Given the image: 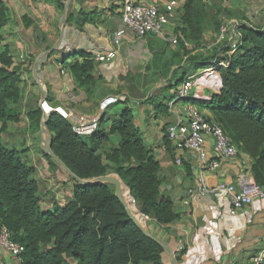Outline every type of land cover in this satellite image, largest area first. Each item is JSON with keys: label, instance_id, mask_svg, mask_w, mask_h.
Masks as SVG:
<instances>
[{"label": "trees", "instance_id": "obj_1", "mask_svg": "<svg viewBox=\"0 0 264 264\" xmlns=\"http://www.w3.org/2000/svg\"><path fill=\"white\" fill-rule=\"evenodd\" d=\"M222 7L210 10L204 0H186L177 8L181 23L175 34L185 41L178 43L184 53L199 52L193 62L194 72L216 67L222 79V90L210 101H197L192 96L183 104H193L202 113L209 109L215 121L251 160L248 170L256 184L264 190V29L253 27L244 20L237 29L240 44L235 53L228 38L206 46L205 41L219 39L221 28L230 20ZM10 19V11L0 0V221L13 234L16 242L26 248L23 264H165V249L146 236L128 215L123 203L115 195V187L100 184L85 187L73 179V199L64 207L42 209L39 183L32 179L36 168L29 166L22 153L8 149L3 136L11 125L27 118L26 131L40 132L43 110L34 107L25 115L21 110V67L14 66L10 48L5 43L3 28ZM232 20V19H231ZM211 32L214 38L207 39ZM186 43L192 45L190 50ZM190 47V46H189ZM206 52V56L201 54ZM83 64L71 67V74L79 88L92 94V87L100 83L94 60L83 54ZM65 66V62H62ZM169 91L186 81L184 75ZM50 105L51 101L48 99ZM133 115L126 110L111 130L121 138V145L106 151L110 134L105 128L106 116L99 129L90 136L74 132L70 121L58 113L50 114L48 129L52 134V150L78 178L91 180L109 174L118 175L130 189L139 211L167 226L178 216L172 200L162 191L161 165L144 142L135 126ZM168 144L173 145L168 141ZM174 149V148H173ZM175 150V149H174ZM52 172L60 167L43 154ZM178 261L182 257L179 256Z\"/></svg>", "mask_w": 264, "mask_h": 264}, {"label": "crops", "instance_id": "obj_2", "mask_svg": "<svg viewBox=\"0 0 264 264\" xmlns=\"http://www.w3.org/2000/svg\"><path fill=\"white\" fill-rule=\"evenodd\" d=\"M139 1L158 4L163 9L170 0ZM177 1L178 8H182L186 0ZM122 2L123 0H5L10 19L2 34L10 48L14 66L21 67L22 81L26 79L38 86L34 76L37 71L40 81L48 88L51 106L72 111L76 117L94 116L101 101L111 96L118 97L119 102L104 113L108 133H111L124 111L132 112L136 128L160 162L162 191L172 200L173 210L178 216L175 222L167 226L158 225L148 218L150 226L147 229L174 251L176 259L182 257L181 261L177 259L178 264H252L254 256L264 250V200L255 201L252 206L234 216L231 214L229 199L222 195L187 202L186 192L194 185L201 161L197 153L176 151L166 141V127L184 116L186 105L176 101L183 83L169 91L164 89L169 84L176 85L177 80L186 74L185 79L194 78L192 98L210 101L222 90L220 74L213 69L215 67L195 73L191 59L197 52L187 54L179 45L170 43L176 27L181 25L178 20L180 15L171 22L166 38L152 36L142 40L124 25L121 19ZM204 2L210 10L211 18L215 14V8L222 7L230 11L232 20L241 19L253 27L264 29V0ZM66 3H69V12L64 38L60 47L54 50L59 41ZM207 34V39L214 36L211 32ZM117 36L120 37L119 46L113 41ZM191 47L192 45L188 48L191 50ZM116 50L117 55L110 62L95 59L99 54ZM48 51L52 52L44 55ZM83 54L94 60L103 78L91 88L92 94L77 86L70 70L78 63L83 64ZM62 62L66 65L63 66ZM62 66L64 74L61 72ZM139 67L143 69L134 78L130 71ZM98 91H103V94H98ZM39 102L40 99L33 100L29 105L32 108L39 107ZM28 109L23 107L24 115ZM202 111L210 119L214 118L209 109L202 108ZM21 125L24 133L20 137L26 138L20 139L14 132L10 134V126L3 136V143L8 149L23 152L24 161L36 168L32 179L39 183L41 197L39 180L45 176V160L34 159L39 132L26 131V117L15 126L21 128ZM39 136L41 142V133ZM110 139V143L104 146L106 151L121 145V138L117 134L111 133ZM213 145V140H208L206 151L210 158L214 157ZM178 160H181V164L177 163ZM38 166H42V173ZM250 167L251 160L242 153L234 160L221 161L220 169L207 172L206 177L213 185L233 182ZM47 172L51 178L54 176L49 167ZM72 199L73 196H70L69 202ZM44 200L43 202L41 198L42 204L51 205L54 198L52 201L48 198ZM56 203L55 201L54 204ZM59 206L64 207L60 203ZM164 263L173 264L172 256L167 250ZM0 264L19 263L0 248Z\"/></svg>", "mask_w": 264, "mask_h": 264}, {"label": "built area", "instance_id": "obj_3", "mask_svg": "<svg viewBox=\"0 0 264 264\" xmlns=\"http://www.w3.org/2000/svg\"><path fill=\"white\" fill-rule=\"evenodd\" d=\"M5 1V0H4ZM179 3L176 0H170L162 9L158 4H144L139 0H123L121 5V19L124 25L140 39H147L152 36L166 38L167 31L171 22L177 19V8ZM241 26L238 20H230L221 28L219 42L228 38L229 44L235 53L240 44V35L237 29ZM180 40L185 41L181 35H173L170 43L178 45ZM114 44L120 45V37L114 38ZM186 46H190L186 43ZM117 55L116 51L107 54H99L96 60L99 62H110ZM226 67L225 63H220L213 69ZM64 74L65 69L61 68ZM194 78L188 77L183 82L176 101L182 102L192 96L194 89ZM119 102V98L111 96L105 98L99 104V110L94 116L76 117L72 111L61 107H52V112L46 111L44 104V113H58L67 119L73 125L75 133L81 136H90L96 133L103 114L113 105ZM184 116L176 123L169 124L166 127V136L173 148L179 152H195L201 161L200 172L195 177L194 185L188 188L186 192V201L194 202L197 200L212 198L218 195L225 196L231 204V214L237 215L240 211L252 206L255 201L264 200V190L256 184L249 171L241 173L233 182H219L215 185L207 180L206 173L209 171H218L221 161H231L240 155L238 147L234 144L231 137L224 131L223 127L215 121L208 120L195 105L185 104ZM43 110V108H42ZM208 140H213V158H210L206 151ZM181 164V160L177 161ZM132 204L137 208L136 200L131 196ZM0 248L7 252L19 264H23L26 248L13 238L10 230L0 221ZM252 264H264V250L254 256Z\"/></svg>", "mask_w": 264, "mask_h": 264}, {"label": "rangeland", "instance_id": "obj_4", "mask_svg": "<svg viewBox=\"0 0 264 264\" xmlns=\"http://www.w3.org/2000/svg\"><path fill=\"white\" fill-rule=\"evenodd\" d=\"M177 1V0H176ZM178 2V1H177ZM224 19H233L232 16L230 17L228 14L224 16ZM208 35V34H207ZM211 37V36H210ZM209 37V38H210ZM214 38V37H213ZM145 40V39H142ZM218 40H211L209 42V40L205 41L206 46H210L212 43V46L214 44H217ZM193 47V46H192ZM191 47V48H192ZM201 54H204V57L206 56V52H202ZM200 53L197 52L195 53V55L193 56V58L191 60H195V58L199 57ZM143 69V67H139L137 69H133L130 71L131 76H133L135 78V74H139V72ZM24 81L21 84V88H22V93H23V98H22V107L20 106L21 110H23V107L25 108H32V106H30L29 104L32 103V101H36L38 99H41V90L39 85H33L32 82L30 83V81H26V79H23ZM134 81V80H133ZM128 82H130L128 80ZM123 90L125 89V87H122ZM119 91H122L121 88H119ZM98 94H103V91H101V93ZM53 107V106H52ZM54 108V107H53ZM29 111V109H28ZM27 111V112H28ZM11 131L10 134H12L13 132L15 134L18 135V137L21 139V137H23L24 139L26 138L25 136H21L22 133H24L23 131V126L21 125V128L15 126V125H11ZM40 132L37 135V143L35 145V152L36 155L34 156V159H38V160H43V154L44 152L41 149V142H40ZM20 153V152H19ZM32 154V153H31ZM40 169V172L42 173L41 169L42 166H38ZM43 171H44V175L42 176L39 180L40 184H41V190H42V194H41V198L43 199V202L45 201L44 199L47 200V198L52 201L54 198L53 204L48 205V204H42V209L44 211H49V210H53L55 207L54 206H58L59 203L62 205H66L70 200V196L73 195L72 193V187L74 185L73 183V178H71L68 173L62 168L60 167V170L57 172H52V174H54V176L51 178L50 174H48L47 169L49 167V163L47 161H44V166H43ZM111 175V174H109ZM113 175V174H112ZM34 176V175H33ZM32 176V178H33ZM115 176V175H114ZM129 192V191H128ZM131 195V194H130ZM61 198V200H60ZM57 202L56 204H54V202ZM137 210L139 211L138 207ZM140 212V211H139ZM140 214L143 216H141L144 219V223L143 226L145 229H147L150 226V221H149V217L143 215L141 212ZM148 230V229H147Z\"/></svg>", "mask_w": 264, "mask_h": 264}, {"label": "water", "instance_id": "obj_5", "mask_svg": "<svg viewBox=\"0 0 264 264\" xmlns=\"http://www.w3.org/2000/svg\"><path fill=\"white\" fill-rule=\"evenodd\" d=\"M68 12H69V3H66L64 15L62 18V26H61V33H60L59 41H58V44L56 45V48H54V50H57L60 47L62 40L64 38V28H65V25L67 22ZM54 50H52V51H54ZM52 51H48L44 55H47ZM34 76H35V80H36V82L39 85L40 90H41V99L39 102V109L42 110V108H43V111H44V104H46V103L48 104V88L44 83H42L40 81L37 71L34 72ZM49 116H50V114L44 113L43 118H42V122H41V129H40V133H41V137H42L41 149L44 152V154L49 155L54 160L55 163H57L59 166H61L68 173V175L71 178H73L77 183H79L82 186L90 187V186H95V185H100V184H108V185L114 186L116 189V191H115L116 197L123 203V205L125 206V208L128 212V215L134 221V223L142 230V232L146 236L155 240L157 243H159L165 250H167L171 254L173 264H178V261L176 259L174 251L169 246H167L166 244L161 242L159 239L154 237L151 233H149V231L144 228L143 224L140 223L139 220L136 219V217H134V215L132 214L128 204L125 202V200L122 197L123 188H126L129 191V194H130V189L125 185V183L121 180V178L118 175H116V174L112 175L111 174V175H106V176L94 178L91 180H82V179L78 178L72 171H70V169L64 164V162L53 152L52 147H51L52 142H53V138H52V134L50 133V131L47 127L48 122H49Z\"/></svg>", "mask_w": 264, "mask_h": 264}, {"label": "bare ground", "instance_id": "obj_6", "mask_svg": "<svg viewBox=\"0 0 264 264\" xmlns=\"http://www.w3.org/2000/svg\"><path fill=\"white\" fill-rule=\"evenodd\" d=\"M45 108H46L47 112H52L53 111V109L51 108V106L49 104L46 105ZM122 197L125 200V202L128 204V206H129L132 214L134 215V217H136V219H138L140 223H143L144 222V219L142 218L143 216L140 214V212L137 210V208L132 204L131 196H130V194H129V192H128V190L126 188H123Z\"/></svg>", "mask_w": 264, "mask_h": 264}]
</instances>
